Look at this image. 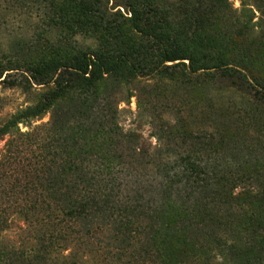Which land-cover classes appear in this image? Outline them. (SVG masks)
Returning a JSON list of instances; mask_svg holds the SVG:
<instances>
[{
    "label": "trees",
    "instance_id": "trees-1",
    "mask_svg": "<svg viewBox=\"0 0 264 264\" xmlns=\"http://www.w3.org/2000/svg\"><path fill=\"white\" fill-rule=\"evenodd\" d=\"M240 1L238 32L249 34L264 21V0ZM215 4L234 11L229 0ZM196 5L178 19L164 0H129L128 21L149 44H124L122 28L107 24L96 50L41 59L22 72L23 87L51 89L40 103L11 115L0 126V139L52 113L33 140L41 152L36 164L20 148L7 165L0 162L6 165L4 196L8 192L7 202L0 195V264H264V185L242 171L245 160L222 144L214 147L211 133L194 134L186 154L153 152L142 136L122 129L118 106L99 88L107 78H172L214 69L251 87L264 104V83L226 59L224 42L205 29L210 8ZM79 7L84 28L97 1L81 0ZM68 98L75 110L64 108ZM178 133L188 141L185 131ZM126 143L139 146L125 152ZM16 217L28 230L22 227L21 246H9L1 233Z\"/></svg>",
    "mask_w": 264,
    "mask_h": 264
},
{
    "label": "rangeland",
    "instance_id": "rangeland-1",
    "mask_svg": "<svg viewBox=\"0 0 264 264\" xmlns=\"http://www.w3.org/2000/svg\"><path fill=\"white\" fill-rule=\"evenodd\" d=\"M80 1L0 0V126L11 115L40 103L51 89L49 85L23 87L18 83L23 78L22 72L32 63L52 58L65 60L80 51L96 50L101 47L102 26L107 24L122 28L124 44H149L128 21L131 14L126 4L129 0H94L98 11L85 16L87 26L84 28L78 22ZM164 1L178 19L194 4L197 8L200 3L210 8V23L205 29L224 42L226 59L241 65L253 78L264 83V21L252 26L249 34H239L236 18L241 16L240 0H229L230 8L234 9L231 12L219 8L215 0ZM93 21L101 23L98 29L88 26ZM214 73L213 69L196 75L179 71L172 78L141 77L129 81L107 78L99 88L111 98L110 105L118 106L122 129L142 136L153 152L186 154L193 149L194 142L192 145L188 142L193 140L194 134L211 133L216 136L214 147L222 144L240 161L245 160L242 171L256 174L254 184L264 185V104L255 100L251 87L234 84L232 79ZM129 93L133 95L130 99ZM90 99L95 103L93 97ZM140 102L143 107L138 106ZM76 104L70 98L64 100L65 109H74ZM51 111L41 119L21 123L19 133L0 139V162L9 160L7 165L12 160L9 157L20 148L24 152L21 156L36 164L37 154L41 152L33 148V140L45 130ZM179 131L187 133V142ZM20 132L28 135L21 136ZM135 146L139 143H126L122 149L130 152ZM16 158H20L18 154ZM5 164L0 166V175L6 171ZM17 168L21 173L22 166L17 164ZM21 175L22 182L26 181L25 174ZM4 183L5 179H0V195L7 202L8 192L4 196L2 191ZM19 197L13 196L14 199ZM16 218L18 220L1 233L3 242L9 246H21L26 237L22 227L28 230L24 221Z\"/></svg>",
    "mask_w": 264,
    "mask_h": 264
}]
</instances>
